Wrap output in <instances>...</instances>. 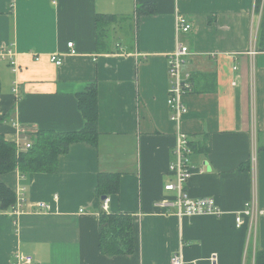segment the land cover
Listing matches in <instances>:
<instances>
[{
  "label": "crops",
  "instance_id": "obj_1",
  "mask_svg": "<svg viewBox=\"0 0 264 264\" xmlns=\"http://www.w3.org/2000/svg\"><path fill=\"white\" fill-rule=\"evenodd\" d=\"M255 1L0 0V51L11 47L19 67L13 74L0 61V136L22 146L38 131L82 130L78 96L91 85L99 132L96 148L78 143L60 155L54 174L0 176L23 199L16 214L15 204L0 211V264L26 255L37 264H171L175 254L182 264H211L213 255L216 264H254L264 251V220L236 228L235 214L252 197L264 206V51ZM144 6L153 13L137 14ZM177 15L190 22L189 33H176ZM97 16L115 18L99 38ZM177 43L188 48L183 71L192 85L178 128L167 105V62ZM178 130L193 150L187 193L214 199L220 216L178 217L159 205L174 197L164 186L174 180L168 166ZM99 173L119 174L105 212L132 217L133 255L99 251ZM38 202L52 211L32 208Z\"/></svg>",
  "mask_w": 264,
  "mask_h": 264
},
{
  "label": "trees",
  "instance_id": "obj_2",
  "mask_svg": "<svg viewBox=\"0 0 264 264\" xmlns=\"http://www.w3.org/2000/svg\"><path fill=\"white\" fill-rule=\"evenodd\" d=\"M255 12H260L258 29V46L264 51V0L255 1ZM153 11L148 6L138 8L137 14L148 15ZM115 20L112 16H97L96 24L98 38L105 36L104 29L109 22ZM78 108L85 124L78 132L58 133L53 131H38L30 138L29 149L17 153L16 144L5 141L0 136V176L15 170L21 175L32 173L54 174L57 172L58 158L68 152L73 144L83 143L97 147L99 142L98 98L95 85L89 86L78 96ZM206 146L201 151L205 152ZM241 170H244L242 167ZM119 191V174L99 173L95 196L110 197ZM16 195L5 185L0 184V211L8 210L15 204ZM102 204V201H101ZM133 219L127 214H109L103 210L98 219V248L106 257L133 255L135 252ZM254 264H264V251H256Z\"/></svg>",
  "mask_w": 264,
  "mask_h": 264
},
{
  "label": "built area",
  "instance_id": "obj_3",
  "mask_svg": "<svg viewBox=\"0 0 264 264\" xmlns=\"http://www.w3.org/2000/svg\"><path fill=\"white\" fill-rule=\"evenodd\" d=\"M175 30L177 34H187L191 30L190 22L182 15L175 17ZM70 49L69 54L75 55L76 51L72 43L67 44ZM254 54V51L253 53ZM189 55L188 48L181 43H177L175 50L168 57V76H169V89L167 105L171 110L170 120L173 121L177 128L179 126L181 116L186 114L187 108L182 103L181 98L183 95L192 91L191 75L183 71L185 59ZM0 61H7L11 73L16 74L19 67L15 60V52L11 47L0 51ZM50 61L56 66L62 64V60L56 54L50 55ZM13 91L16 92L17 81H14ZM31 142L27 139L21 146L19 142L16 144L17 153L29 149ZM175 160L168 166L169 175L173 176L174 180L164 186V190L174 194L173 200H163L159 205L160 207H174L178 217H194V216H220L222 212L218 208L215 200L212 198H199L192 199L186 190V184L193 175V168L190 165V157L193 154L190 141L186 134L177 131L176 144L173 150ZM254 161V157H253ZM57 198V196H54ZM23 199L17 197L15 205L12 207V212L16 214L22 208ZM108 198L102 201L101 209L107 210ZM35 210L43 213H50L52 211L49 204L38 202L33 205ZM84 210H79L83 213ZM245 219L249 223V228H255L258 220H264V206L259 207L255 197L247 201L243 209L235 214V226L240 228ZM211 264H216V256L210 257ZM17 264H37L33 261L31 256H23L18 258ZM171 264H182V257L175 254L171 257Z\"/></svg>",
  "mask_w": 264,
  "mask_h": 264
},
{
  "label": "water",
  "instance_id": "obj_4",
  "mask_svg": "<svg viewBox=\"0 0 264 264\" xmlns=\"http://www.w3.org/2000/svg\"><path fill=\"white\" fill-rule=\"evenodd\" d=\"M107 197H102L101 200L104 201Z\"/></svg>",
  "mask_w": 264,
  "mask_h": 264
}]
</instances>
